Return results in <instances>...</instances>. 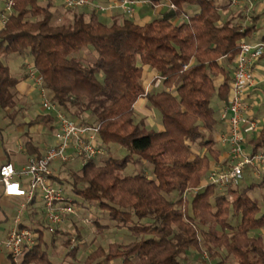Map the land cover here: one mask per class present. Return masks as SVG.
I'll list each match as a JSON object with an SVG mask.
<instances>
[{
  "label": "trees",
  "instance_id": "1",
  "mask_svg": "<svg viewBox=\"0 0 264 264\" xmlns=\"http://www.w3.org/2000/svg\"><path fill=\"white\" fill-rule=\"evenodd\" d=\"M166 1L175 9L167 7L147 23L119 14L107 24L95 11L61 5L67 16L50 0H16L0 30V109L11 119L21 111L18 79L5 59L29 57L49 100L69 119L87 115L85 121L99 129L106 155L70 173L69 195L85 213L96 206L102 220L91 223L97 230L125 229L132 239L98 246L76 264H183L194 254H205L213 264L229 258L264 264V213L259 215L248 195L264 180L223 193L210 185L198 190L220 156L213 138L220 121L212 101H228L238 44L254 26L242 29L244 14L231 0ZM144 67L156 74L150 92ZM140 99L158 112L161 129H147L146 118L137 115ZM53 122L48 113L27 126L51 130ZM113 146L126 155L111 157ZM251 146L264 149V123ZM23 147L29 157L41 155L31 140ZM132 163L150 165L151 175L144 168L120 175ZM231 216L240 219L235 227ZM44 230L38 227L36 245L19 264H54L44 248ZM56 237L63 240L65 257L76 261L79 246L71 247L62 230L51 234V244Z\"/></svg>",
  "mask_w": 264,
  "mask_h": 264
},
{
  "label": "built area",
  "instance_id": "2",
  "mask_svg": "<svg viewBox=\"0 0 264 264\" xmlns=\"http://www.w3.org/2000/svg\"><path fill=\"white\" fill-rule=\"evenodd\" d=\"M15 1L4 0L0 12V30L11 15ZM58 1L66 10L92 8L99 13L119 7L128 17L133 14L134 5L150 3L146 0H121L112 5L102 6L94 0ZM256 2L257 0H231V6L238 8L244 14L242 29L252 22L251 11H255L254 16L262 18L264 25V5ZM167 6L170 10L175 9L174 5L169 3ZM237 48L233 77L229 84L230 97L219 116L226 124L220 142L228 148V160L215 163L209 169L206 181L198 190L210 185L219 193H223L228 188L237 187L246 168L250 169L256 178L261 179L264 174V150L250 153L244 149V131L256 132L255 128H257V118L253 115V109L264 101V92L256 93L258 84L264 83V74L258 79L254 75L255 70L264 60V41L250 43L243 38ZM24 67L28 77L34 80L39 89L43 111L54 115V141L40 156L28 157L27 162L20 169L11 162L0 165V199L16 202L15 206L18 209L12 227L0 236V250L2 248L5 250L7 259L13 264H19L25 253L36 245L38 237L37 229L22 225L20 213L23 209L36 204L41 205L45 227L50 234L63 229L69 218L79 212L77 206L64 195V190L54 185L56 169L54 170L53 167L64 165L74 158L85 164L106 155L98 138V127L87 123L83 116L69 119L55 103L49 100L42 88L41 77L33 65L25 63ZM19 150L23 151V147H19ZM83 221L91 223L90 219ZM75 244L76 240L71 239L69 245L73 247ZM203 259L206 261L208 258L205 255Z\"/></svg>",
  "mask_w": 264,
  "mask_h": 264
},
{
  "label": "rangeland",
  "instance_id": "3",
  "mask_svg": "<svg viewBox=\"0 0 264 264\" xmlns=\"http://www.w3.org/2000/svg\"><path fill=\"white\" fill-rule=\"evenodd\" d=\"M103 1V0H102ZM3 1L0 0V11L3 9ZM261 3L264 5V0H261ZM59 4H61L59 2ZM80 9H85L88 11H94L92 8H80ZM115 13H119L124 15L125 17H128L127 15H125L122 11V9H120L119 7H113L112 8ZM111 9V10H112ZM79 9H75V10H69V11H76ZM110 11V9H107L105 12ZM101 13V12H100ZM98 15V18L104 22L103 18H102V14ZM70 16V15H69ZM132 20V17H128ZM107 24L110 23V21H105ZM264 33V25L262 23V18H260L258 21H256L255 24V29L250 32V34L248 33L246 35V37H244V40L247 42H252V41H258V39L263 35ZM13 61L12 62H8L7 58L5 59V62H8V65L11 67L12 70L15 69V67L17 68L20 64L23 63H31L30 58H21L19 56L16 57H12ZM41 103H42V99L40 96V92L38 87H35V89L32 91V93L30 94V97H27V103L25 105V107L23 108L21 106L22 102L20 103L19 100H17V106L18 108H21V111L15 115V117L13 119H11L10 117L7 116L6 111L0 109V153H13L16 154V152L18 151L19 147H23L25 142L29 141L32 139V141L34 143L38 142L37 144H39L40 148L42 150L47 149V146L51 145V141L50 138L48 137V133L46 134V130H43V132L39 135V134H34L37 130H38V126H31L28 127L27 123L34 119L36 116L38 115H47V112H44L42 107H41ZM20 105V106H19ZM212 105L213 107L216 109L217 111V118L219 116V104L217 103L216 99L212 101ZM149 110L151 112H153V115L150 116V120L152 121V124H156L157 122L160 123V115L158 114V112L156 110H154L153 108H151L150 106L146 105ZM258 106L255 107L254 111L257 112L258 110ZM83 117L88 120V116L87 115H83ZM156 118V119H153ZM88 122V121H86ZM147 126V129H149ZM152 129H158L157 127H153L151 126ZM150 127V128H151ZM263 127V119L261 118L259 120V122H257V128L256 132H259ZM247 132H249V130H246ZM215 137V134H213V138ZM245 139L246 140H250L251 137L250 135L245 134ZM247 143V142H246ZM245 143V144H246ZM219 150H223V145L220 142H216L215 143ZM244 144V148L248 151L251 152L252 147L249 145H245ZM70 154V152H69ZM126 155V151L124 149H122L121 147L118 146H113L111 147V151H110V156L117 158L118 160L123 158ZM98 160V159H96ZM219 162V160H217L215 163ZM212 163L210 165V168L215 164ZM83 164L80 160H77L76 158L72 159L71 161H69L68 163H64V165H55L53 167V169H56L55 175L56 177H59L63 182L62 184H58L57 182H54L55 186H59L61 187L62 190H64V195H66L67 198H69L71 201L74 200V196L73 195H69V183L67 180H69V175L71 172H78L81 168H82ZM144 168L149 174L151 175V166L148 164H129L126 169L120 174L123 176L126 175H132L133 173L137 174L140 172V170ZM264 175V174H263ZM263 177V176H262ZM262 179L256 178L250 169L246 168L244 170L243 176H242V180L240 181V183L238 184V188L241 190L243 188L249 187L252 184L254 185L255 183H259L261 182ZM249 197L251 198V200L253 202H255L257 204V206L259 207V215L264 213V185L262 186H254V188L249 191L248 193ZM191 196V195H190ZM190 196L187 195V199H190ZM77 202H79L78 199H75ZM76 206V205H75ZM41 205H38L36 208H34L35 211V216H34V225H38V227H45L42 219H41V215H42V209H41ZM24 210V209H23ZM23 210L21 212H23ZM77 210L80 212H78V214L76 213V216L72 217L74 221H72V223L68 222L65 227L63 229L69 230L70 233V241L69 243H71V239L76 240V244L75 245H79L82 244L83 246H81V248H83V252L81 253V256H79L76 261H73L72 259L69 258V262H83L84 257H86L87 254H89L93 249H95L98 246H106L107 243L109 242H128L129 240H131V236L128 233V231H126L125 229H115L114 227L109 228L108 230H97V228L93 225V223H85L83 221V219H97V217L101 219V213L98 214V209L96 208V206L94 205H90L88 210L85 212H83L80 208V206H77ZM17 211L18 209L15 207L11 212L13 215V218L16 217L17 215ZM82 211V212H81ZM26 214V211L23 212V214ZM20 219L23 221L22 216H20ZM13 220V219H12ZM12 220L10 223H8L7 225L10 224V226H12ZM239 217H235V216H231L230 217V225L232 227H235L238 223H239ZM25 221V220H24ZM6 225V226H7ZM27 227L29 228H34L32 225L29 224H25ZM78 227L81 228L79 233H76V231L78 230ZM82 231V233H81ZM99 231V232H98ZM260 232V233H259ZM259 232H252L250 233V235H256L257 233L264 235V229L259 231ZM69 235V234H68ZM79 236L78 238H76V236ZM65 239V236L63 237ZM60 239H57L55 241V245L54 247L51 246V234L47 231L44 230L43 231V243H45L44 248L48 251V253L51 256L52 261L55 260V258H57V256L59 255L58 253L60 251H62L64 249L62 243L60 242ZM78 243V244H77ZM74 245V246H75ZM2 253L4 254L5 259L7 258L5 255V250L2 248ZM80 255V254H79ZM201 257H205V254H202ZM7 260V259H6ZM57 261V260H55ZM208 263H211L209 261V259L206 260ZM21 262V259L19 260V263ZM214 262V261H213ZM213 262L211 264H213ZM11 263V262H10ZM9 264V263H7ZM12 264V263H11Z\"/></svg>",
  "mask_w": 264,
  "mask_h": 264
},
{
  "label": "crops",
  "instance_id": "4",
  "mask_svg": "<svg viewBox=\"0 0 264 264\" xmlns=\"http://www.w3.org/2000/svg\"><path fill=\"white\" fill-rule=\"evenodd\" d=\"M42 1H43V3H47V0H42ZM50 1H52L53 7L60 10V12L62 14H65L67 16H69L71 14V13H66L62 9V6H61V4H59L58 0H50ZM94 1L97 2L98 4L102 5V6L112 5L115 2H117V1H112V0H110V1H108V0H103V1L102 0H94ZM258 3L262 4L261 0H257L256 4H258ZM167 4L168 3L166 0H151L149 4H136L133 6V14L130 17H132V20L135 21L136 23H139V24L147 23V22L151 21L152 19L158 17L163 11H165L168 7ZM83 10L86 11L85 9H79L76 11H83ZM114 10L112 9V10L107 11V12H101V13L99 12L100 14H102V18H103L104 22L105 21L111 22V20L115 16H119V13L113 12ZM99 13H97V14L99 15ZM250 15L252 17L256 18L255 21H254V18H252L253 19L252 22H249V24H247V27H249V25L254 26V28L250 31V32H252L255 29V24H256V21L259 20V17L254 16V15H256L255 11H251ZM263 36H264V33L258 39V41H264ZM258 41H252L250 43H255ZM12 57L13 56L8 57L7 61L9 60L8 62H12L13 61ZM14 57H16V56H14ZM8 62H5V63L9 67L10 73L16 79H18V84L16 85L17 100H19L20 103L22 102L21 106L24 108L26 103H27V97H30V94L35 89V87H37V85H36V83H34V80H32L31 78L28 77L27 71H26V69H24V63L20 64L17 68L15 67V69L12 70L11 67L8 65ZM263 74H264V60L262 61V63L259 64V66L255 70L254 75H255L256 79H258ZM155 78H156V74L152 70H150L148 67L143 68L142 80H143V84H144L146 92H150L151 89L153 88V80ZM261 91L264 92V83L263 82L262 83L260 82L258 84V86L256 87V93L261 92ZM225 104H227V103H225ZM225 104L219 106V116H220V111L225 106ZM146 105H148L146 102V99H140L136 103L135 111H136L137 115L142 117V118L143 117L146 118L147 126L157 127L158 130L161 129V125L159 122H157L156 124L151 123L152 119L150 120L149 118H150V116L153 115V112H151ZM255 107H257V106H255ZM255 107H254V109H255ZM258 107L259 108H258L257 112H255L253 109V115L257 118V122H259V120L262 118L263 123H264V101L260 105H258ZM219 116H218V119L220 122L217 125V127L215 128L214 133H213V134H215V137H214L215 143L220 142V137L222 134L225 133V130H226V124H225V122H223L221 120V117H219ZM153 119H156V118H153ZM53 127H54V122L52 124L51 130L48 129L46 126L39 125L38 130L34 134L40 135L43 132V130H46V134L48 133L47 135L50 138V141L52 142L51 145H52L53 141H54V139H53ZM259 132L244 131V140H245L244 143L247 142L245 145L251 146V140L254 139L257 136V134H259ZM245 134L250 135L251 139L249 141L245 139ZM31 141H32V139H31ZM32 143L39 146V144H37L38 142L34 143L32 141ZM215 146H216V149L219 150L218 146L217 145H215ZM223 147H224L223 150H219L220 151V156L218 158L219 162H224V161L228 160V157H227L228 156V148L225 145H223ZM47 148H48V146H47ZM45 150L46 149L42 150L40 148V153L41 154L44 153ZM262 150H264V149L257 150L256 152H259ZM256 152L251 150L250 153H256ZM28 157L29 156L26 154L24 147H23V151H20L18 148V151L16 152V154L2 153L1 152L0 153V165L4 164L6 162H11L14 164V166L17 169H20L27 162ZM215 162H212V163H215ZM261 179L264 180V175ZM15 204H16V202H14V201H10L7 199H0V236H2L4 234V232H6L7 230H9L12 227V226H10V224L9 225H7V224L10 223L12 219H14L11 211L16 207ZM37 206H38V204L33 205L31 207H26L23 210V212L26 211V214L25 213L23 214V212L20 213V216H22V218H23V221L21 220L23 226H26L25 224H29V225H32L35 229H38V225H34V216H35L34 208H36ZM41 219L44 223V219H43L42 215H41ZM73 223H74V221H73ZM11 224H13V220H12ZM60 230L68 233L70 236L69 230H66V229H60ZM80 230H81V228L78 227L77 233H79ZM81 233H82V231H81ZM57 239L61 240L60 242L62 243V245L64 247L62 238L56 237V240ZM54 245H55V242H54V244H51L52 247H54ZM78 246L80 249L79 250L80 255L78 254V257H79V256H81L80 252H83V250H82L83 248H81V246H83V245L79 244ZM58 254L59 255L57 256V258H55V260H57V261H55V260L53 261L54 264H76L77 263V262H69L70 257H68V258L65 257V254H66L65 248L62 251H60ZM6 259L4 257V254L2 253V250H0V264H7V263L11 264L9 262L10 260H8V259L6 260ZM183 264H208V263L201 256L194 254V255H191L186 260V262H183ZM224 264H235V262L233 259L229 258L227 260V262H224Z\"/></svg>",
  "mask_w": 264,
  "mask_h": 264
}]
</instances>
